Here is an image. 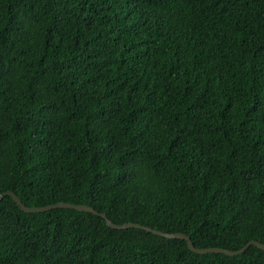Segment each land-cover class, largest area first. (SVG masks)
Here are the masks:
<instances>
[{
	"label": "trees",
	"instance_id": "16d2710c",
	"mask_svg": "<svg viewBox=\"0 0 264 264\" xmlns=\"http://www.w3.org/2000/svg\"><path fill=\"white\" fill-rule=\"evenodd\" d=\"M196 249L264 245V0H0V195ZM0 264H264L0 201Z\"/></svg>",
	"mask_w": 264,
	"mask_h": 264
},
{
	"label": "water",
	"instance_id": "95a60500",
	"mask_svg": "<svg viewBox=\"0 0 264 264\" xmlns=\"http://www.w3.org/2000/svg\"><path fill=\"white\" fill-rule=\"evenodd\" d=\"M4 197H10L13 200V202L19 207V209L25 214H38V213H43V212L55 210V209H69V210H75V211L82 212V213H89V214H92L95 216H100L105 221V224L107 225V227H109L110 229H113V230H127V229L134 228V229L144 230L146 232L152 233L154 235L160 236V237L165 238V239H177V240L185 241L188 249L192 253H195L198 255H206V254L213 253V254H222V255H225L228 257H233V256H237V255L244 253L250 246H255L258 249L264 251V245L260 244L258 242H254V241L247 243L244 247H242L238 251H228V250L219 249V248L196 249L193 246V244L191 243L189 237H187L181 233L166 234V233H162L160 231L152 230L148 227H144V226H141L138 224H132V223L124 224V225H115L111 221H109L104 214H98L94 209H92L88 206H85V205H73V204H67V203H57V204L48 205L45 207L29 208V207L24 206L20 202L19 198L12 192H7L4 194H1L0 195V201Z\"/></svg>",
	"mask_w": 264,
	"mask_h": 264
}]
</instances>
